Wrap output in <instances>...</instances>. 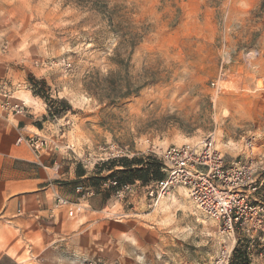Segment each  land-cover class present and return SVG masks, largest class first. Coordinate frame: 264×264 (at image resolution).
Returning <instances> with one entry per match:
<instances>
[{
    "label": "rangeland",
    "instance_id": "1",
    "mask_svg": "<svg viewBox=\"0 0 264 264\" xmlns=\"http://www.w3.org/2000/svg\"><path fill=\"white\" fill-rule=\"evenodd\" d=\"M0 40L19 90L82 161L100 145L160 152L209 134L229 162L264 159V0H0ZM113 198L97 245L70 264H231L236 247L264 264V226L227 231L183 187L154 207L140 189ZM20 241L0 227V264L44 262Z\"/></svg>",
    "mask_w": 264,
    "mask_h": 264
},
{
    "label": "crops",
    "instance_id": "2",
    "mask_svg": "<svg viewBox=\"0 0 264 264\" xmlns=\"http://www.w3.org/2000/svg\"><path fill=\"white\" fill-rule=\"evenodd\" d=\"M14 71L2 57L0 40V83L7 79L14 87L19 81ZM15 93L31 104L25 114H10L0 107V227L11 228L20 242L30 245L34 258L41 257L42 264H70L81 255L83 244H89V248L97 245V231L92 229H97L99 223L106 226L102 213L114 207L106 181L114 177L110 176L113 170L123 167L101 168L84 163L82 151L73 155L69 150L71 133L67 135L48 116L42 101L36 100L30 90ZM28 132H38L48 139L40 159L42 165L28 146L16 143L19 134ZM143 153L136 155L143 159L142 164L134 167L155 160ZM79 184L94 187L95 194L80 198L76 191ZM58 196L70 204L57 206ZM134 197L136 201L139 196Z\"/></svg>",
    "mask_w": 264,
    "mask_h": 264
},
{
    "label": "built area",
    "instance_id": "3",
    "mask_svg": "<svg viewBox=\"0 0 264 264\" xmlns=\"http://www.w3.org/2000/svg\"><path fill=\"white\" fill-rule=\"evenodd\" d=\"M224 72L211 83L213 89L220 91V82ZM22 87L17 83L12 87L7 79L0 83L2 97L0 107L10 114H25L29 105L26 100H14L16 90ZM14 88V89H13ZM16 143L28 146L34 153L38 164L45 150L48 139L38 132L19 134ZM138 153L132 152L127 146L116 144L100 145L89 152L84 163L101 167L114 160L127 157L133 158ZM151 155L161 163L162 179H151L143 183L137 179L132 183L121 185L114 176L106 181L112 194L126 198L139 189L154 207L171 189L180 186L186 189L196 206L217 219L227 231L234 232L237 227L254 229L264 226V202L260 199V175L264 172V159L252 161H227L224 153L217 147L213 134L202 137L195 142L169 146L158 152L152 149ZM80 198L88 199L95 194V188L79 184L76 186ZM70 201L58 196L57 206L69 205ZM85 264H95L88 262Z\"/></svg>",
    "mask_w": 264,
    "mask_h": 264
},
{
    "label": "trees",
    "instance_id": "4",
    "mask_svg": "<svg viewBox=\"0 0 264 264\" xmlns=\"http://www.w3.org/2000/svg\"><path fill=\"white\" fill-rule=\"evenodd\" d=\"M151 157V155H148L146 158ZM142 161V158L123 157L108 164H104L101 168H115L117 166H122L123 168L121 170H113L110 174V176H115L121 185L131 183L135 179H139L143 183H148L151 179H162L164 177V174L161 171V163L156 160L148 162L147 165L134 167V164H140ZM231 264H249L246 251H242L239 247L234 248Z\"/></svg>",
    "mask_w": 264,
    "mask_h": 264
}]
</instances>
